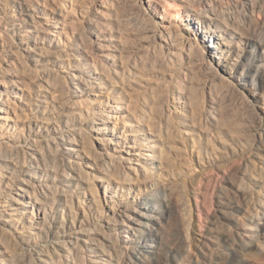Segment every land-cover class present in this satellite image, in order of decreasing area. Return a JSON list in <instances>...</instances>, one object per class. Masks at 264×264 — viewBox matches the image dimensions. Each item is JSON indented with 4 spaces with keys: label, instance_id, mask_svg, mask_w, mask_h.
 <instances>
[{
    "label": "rangeland",
    "instance_id": "1",
    "mask_svg": "<svg viewBox=\"0 0 264 264\" xmlns=\"http://www.w3.org/2000/svg\"><path fill=\"white\" fill-rule=\"evenodd\" d=\"M131 1L135 4L138 2L136 4L138 11L141 9V5L145 6L144 13L141 12L146 15L147 20L133 19L132 16H128L129 11L124 12L123 7L130 9V0H49L51 4L58 7V10H63L71 25L68 37L65 34L61 35V45L64 41H73L74 34L77 32H84L86 39L92 41V44L89 45L92 51L93 46H97L99 43L109 44V52L119 53L121 47L124 48V55H128L127 70L134 73L124 81L116 74L117 79L113 86L123 94L128 93L131 107L140 106L142 111H146L147 116L155 106L154 113L157 122L155 134L159 135L161 130V135L167 136L170 141L164 146L158 144L157 152H154L153 156L154 169L152 173H148L146 170V163L150 161L147 154L150 151L144 150L140 146V142L146 135H131L124 138L121 125L113 131L108 126V121H104L100 116V114H104L103 108L108 109V106L115 103L112 99L99 96L101 98L98 100H101L97 104L92 102L80 104L78 102L83 92L81 93V89L74 83L69 73L77 72L78 67L83 70L86 66L88 59L86 49L77 47L80 53L76 55L78 51L75 52L74 47H71L72 52L69 54L73 57L66 55V51H60L59 53L62 52L61 54L66 56L63 61L60 60V63L56 64L59 54L55 52L56 49L51 54L46 51L38 53V58L35 60L26 57L22 51H17L18 43H20V39L17 37L15 42L11 41L14 48L12 51L14 54L16 53L15 55L10 50L8 52L7 48L1 50L0 45L1 90L8 86L16 88L14 81L24 74L31 75L34 82H42L44 86L42 89L44 93L39 94L35 91L33 97L26 99L27 102L29 101V106L25 105V109L20 111L21 113L28 111L30 115L37 112L39 122H47V117H52L50 123H45L48 125L46 131L44 128H35V137H38L39 140L36 147L42 150L43 146L44 151L51 153L53 157L54 167L48 171L52 177L48 178L46 174L44 182L54 183L56 181L60 185L66 184L67 188L72 187L74 190L71 196L74 204L65 206L64 211L61 207L56 209L59 221L57 225L60 226L59 224H62L60 221H62V229L67 230L61 234L60 241L58 239L49 243L46 242V239H39L38 242L31 241L29 245H26L27 251L23 253L14 240L25 232L21 227L23 219L14 220V227L7 226L11 232L9 234V260L11 261L15 255L18 257L9 264H48L46 259L54 255L57 258L69 259L70 264H102L91 261L95 260V256L88 245L105 249L110 243L105 237L114 238L119 243H132V241H128L127 235L136 239L134 233L127 228L118 230L114 228L113 224L116 219L122 218L125 211H127V216L136 217L142 209L141 199L145 196H147L146 201H150L153 205V213L156 216L152 227L153 233L150 236L151 242L156 245L155 252L143 255L141 258L127 254H113L111 257L105 256L106 264H264V130L262 134L252 130L254 117L251 113V106H248L250 100L254 101L255 97L252 93L256 90L261 93V96L257 95L259 99L254 104L258 109L264 107V82L256 87L259 80L251 85L252 79H249V84L245 86L242 83L245 80L235 77L228 66L225 67L227 71L221 68L222 65H219L212 56L214 49L208 47L206 41L201 37L204 34L202 31L209 26L208 21L203 23L206 17H201L202 21L199 23L188 20L191 16H186L188 21L185 23L172 21L165 13H162V9L155 11L148 0ZM198 1L203 4L202 7L206 6V10L212 7L221 18H226L228 15L227 20L235 24L234 30L245 32L244 39L256 32L255 35L259 36L260 34L264 40V0H254L262 6V19L258 16L257 18L256 15L252 17L246 6L244 7L242 0H239V3L238 0ZM11 2L12 0H9L6 3ZM43 8L42 2L36 4L37 11L42 12ZM49 8L52 7L49 6ZM199 8L200 6L197 5L195 10ZM61 10L59 11L61 12ZM93 25H97L98 30H94ZM74 26L76 29L73 31L72 27ZM143 27L147 28L142 29ZM177 27L182 32L179 37L183 39H178L179 41L177 40L176 43L179 44L180 40L184 42L185 49L183 46L181 48L184 56L179 60H171V38L168 36V32L171 29L176 30ZM188 37L197 42L194 47L203 49L204 56L202 58L197 56L195 62L188 57L190 49ZM116 44L119 46L117 49ZM246 46L247 50L252 48L243 42L240 52L242 50L245 52ZM62 47L64 50L67 49L66 46ZM234 50H237V47ZM16 55L17 58L14 57ZM74 55L79 56L78 59H75ZM233 55L234 58H238L235 53ZM225 62L226 60L223 59L222 63ZM230 62L233 64L234 60ZM119 63H121L120 60ZM8 65L12 66L9 73L3 70V67ZM58 69L67 76V80L60 79L57 83L59 87L53 95L58 96L60 101L55 103L57 107L54 109L53 103H50L53 96L50 94L47 81L54 80ZM119 70L122 72L123 68L119 67ZM196 73L198 74L196 75ZM122 83H126V85H122ZM227 88L228 90H226ZM13 89L12 98L15 94ZM113 94L118 97L121 95V93ZM44 95H47V103L41 101L45 98ZM93 97L98 98V96ZM14 99L16 100V98ZM19 103L22 102L19 101ZM124 103L125 101H122L120 105L125 107ZM10 106L13 108L15 105L10 104L9 108H11ZM176 106L179 107L178 110H176ZM11 112L13 111L11 110ZM171 112L183 115L187 127L185 128L186 136L178 137L173 145H171ZM126 113L118 114L124 116ZM0 115H4V113L0 112ZM27 120H31L29 116L22 118L23 122H27ZM10 123L12 122L9 121ZM101 126L107 127L104 133L93 131L94 128ZM235 126L241 130L239 135H235L236 132L233 133ZM74 128L83 131L81 134H75L85 146L79 150V155L71 150L74 144L66 142L68 134L73 133L72 129ZM55 129L57 131H54ZM6 131V129L4 131L2 128L0 129V142L2 139L12 143L20 140V137L15 138L10 131ZM172 131L178 134V128H174ZM29 132V129L26 128V133ZM61 132H65L66 135L62 136ZM19 134H23V131ZM46 137L49 140L46 141ZM53 137L56 138L55 141L50 140ZM100 137L105 140H98L97 138ZM238 137L241 138L239 142ZM242 138L244 141L241 143ZM109 139H112V142ZM164 139L162 138L161 141ZM235 140L237 142H234ZM48 141L50 147L47 145ZM164 148L166 150L163 153L166 157L168 156V159L162 157L161 151ZM9 153L13 155L14 159L17 158L21 163H25L23 150L18 153L9 147ZM113 155L123 157L117 163L124 173L130 171L134 180H118L107 176L105 167L106 164H109L107 160ZM74 162L81 163V165H75L84 169V174L81 176H78L76 170L71 168ZM89 163L92 164L89 165ZM42 166L44 168V165ZM26 169L21 166L22 172L19 173L18 179L28 177L26 174L30 171H24ZM54 169L55 171H53ZM65 169L70 171L69 175L64 172ZM44 172L46 171L44 170ZM105 184L108 185L107 191ZM245 184L246 186H244ZM13 190V194L16 195L17 187L15 186ZM135 193L138 194V197H134ZM1 197L3 199V196H0V199ZM80 199L82 203H80ZM4 200L6 202H3L2 214L4 219H10V214L15 212L14 208L21 205H11L10 197L9 200ZM29 200L30 198H25V201ZM171 200L172 202H170ZM23 224L28 226L26 215ZM2 225L0 218V226ZM70 228L72 230H68ZM36 231L33 229L32 232ZM157 232L158 234H156ZM147 233L149 234L148 231ZM65 239H67L68 245L64 243ZM47 244L52 246V251L42 253L39 249L46 247ZM62 245L67 250L62 248ZM54 246L58 248L55 250ZM0 249H3L1 245ZM107 249H109L108 253L114 250L110 244ZM83 252H87L84 259L86 263L82 260Z\"/></svg>",
    "mask_w": 264,
    "mask_h": 264
},
{
    "label": "bare ground",
    "instance_id": "2",
    "mask_svg": "<svg viewBox=\"0 0 264 264\" xmlns=\"http://www.w3.org/2000/svg\"><path fill=\"white\" fill-rule=\"evenodd\" d=\"M7 1H9V0H0V45L2 47L1 50H5L6 48H7L8 52H9V50L10 51L14 50L11 41L15 42L17 40V38L20 39V43H18L19 47H18L17 51H22V53L26 57L34 58L35 60L38 58V53H41L43 51H46V53L48 52L51 54L52 51H54V49H56V51H55L56 53H59L60 51H62V52L66 51L67 52L66 55L71 56V54H69V52H72L71 47H74L75 52L78 51L77 47L79 49L82 47L84 50L86 49V53H87V57H88L86 64H85L86 66H84L83 70H81V68L78 67L77 72H73V73L70 72L69 73V75L73 78L74 83L77 84L78 88L81 89L80 90L81 93L83 92V95L82 94L80 95L81 98L78 100V102L80 104L91 103V102L93 104H97L101 100V99L98 100L99 98H101L99 96H102V98L104 96H106V97H108V99L109 98L112 99L115 103L111 106H108L109 107L108 109L103 108L104 114H100V116H102L104 121H108V123H109L108 126L110 128H112L113 131H115L117 129V127H119V125H121L124 138H128L131 135L132 136L142 135V134L146 135L143 138V140L140 142V146L142 148H144V150L150 151L149 154H147L148 160H150V161H148L146 163V166H147L146 170L148 173H152L153 172L152 170L154 169V165H153L154 164V161H153L154 160V158H153L154 152H157V147L159 145L164 146V145H166L167 142H170V141H169V138L167 136L163 135L164 136L163 137L161 135V130L159 132V135L155 134V130H156V126H157L155 113H154L155 106H154V108H152L153 111L150 113V115L147 116L146 111H142L143 109H140V106H132L131 107L130 101H129L130 95L128 93L123 94V92H120L118 89H115V87L113 86V84L116 83L117 77L120 76L122 78V80L124 81V80H126V78L128 76L129 77L133 76V73H134V72H129L127 70L126 66H128V63H127L126 59L128 58V55L127 54L124 55V48L121 47L119 53L109 52L108 51V48H110L109 44L106 45L107 43L106 44L99 43V44H97V46H93V48H94V49L92 48L94 51L93 52L89 46L90 44H92V41H89L88 39H86L84 32H77L76 34H74L73 41L70 40V42H69L67 40V41L63 42V45H61L60 44L61 35L65 34L67 36L69 34V30L71 29L70 28L71 25L69 24L67 17L63 13V10L59 9V10H61V12H60L58 10V7L51 4L49 2V0H37V1H35V0H12L11 3H6ZM36 2L38 4L40 2H42L44 4V8L42 9V12H39L35 9L36 4H37ZM148 2L150 4V6L155 11H159L160 9H162V11H163L162 13H165L172 21H183L185 23L188 20H190V21L194 20L195 22L199 23L202 21L201 17H206V18H204L203 23H206L208 21L209 26L205 30L202 31L204 34L201 37H203V39L206 41V44H208V47H212L214 49V50H212V56L214 57V60L218 61L219 65L224 66V67L221 66V68L223 70L227 71V68L225 69V67L228 66V68H230L232 70V72L234 73L235 77L242 78L243 80H245L242 82L243 84H245V86L249 84L248 83L249 79H252L251 85H254L255 81H258V80L259 81L256 83V87L262 85V82H264V72H263V69H264V40L262 39V37H260V34L258 36V35H255L256 32H254L250 37H246L244 39L245 32L243 30H239V31L236 30L235 31L234 30L235 24L230 23L227 20L228 19L227 14H226L227 15L226 18H221V16L212 7L209 8V10H206V6L202 7L203 4L201 2H199L198 0H148ZM242 2H243L244 7L246 6V9L249 11V13L252 17H255V15H256V17L258 16V17H260V19H262V17H261L262 6L260 5V3L258 4V2L256 3L254 0H242ZM238 3H239V0H238ZM136 4L130 0V5L128 4L130 9L128 10V7H123L124 12L129 11L127 14H128V16H132L133 19L140 18V19H143L144 21L147 20L145 18L146 15L143 14L144 10H145V6L141 5V9L138 11L137 10L138 7H136ZM197 5H199L200 8L198 10H195L197 8ZM262 5H263V3H262ZM49 6L52 8H49ZM193 10H194V12H193ZM145 12H147V11H145ZM222 13H223V11H222ZM185 14H187V15H185ZM186 16H191V17H189L187 20ZM230 18H232V17H230ZM213 22L215 24H212ZM117 26H119V25L117 24ZM92 28L94 30H98L97 25H93ZM144 28H147V27H143L142 29H144ZM72 29L74 31L76 29L75 26L72 27ZM181 33L182 32L180 30H178V27L176 30L171 29L168 32V36L171 38V43H170V45H171V60H179L180 58H182L184 56L183 50L181 48L183 46L185 49V44L183 41L181 42V40L183 38L181 37L182 38L181 39L179 37ZM197 35H198V33H197ZM144 36H145V34H144ZM168 36H166V37H168ZM150 37L152 38V35ZM178 39H181L180 42H178L179 44L176 43ZM188 39H189V37H188ZM188 39H186V40H188ZM189 40H190V41H188L190 44V49L188 50L189 59L194 61V60H196L197 56H198V58H202L204 56L202 54L203 49H201V48L198 49V48L194 47V45L197 44L195 39H189ZM195 42H196V44H195ZM243 42L246 45L252 46V48L250 50H247V46H246V51L243 52V50H242V52H240L241 51L240 46ZM62 46H66L67 49H65V50L62 49L63 48ZM115 47L117 49V47H119V46H117V44H116ZM235 47H237V50H234ZM204 48H205V46H204ZM61 53L58 54V60L56 61V64H59L60 60L63 61L64 57L66 56L65 54H61ZM78 53H80V51H78L76 53V55ZM233 53H235L236 56H238V58H234ZM12 54L15 55L16 53L14 54V52L12 51ZM27 54H29V55H27ZM76 55H74V57H75V59H78L79 56H76ZM199 56H201V57H199ZM14 57L17 58V55ZM71 57H73V56H71ZM223 59L226 60L225 63H222ZM119 60L121 63H119ZM231 60H234L233 64H231V62H230ZM147 61H149V60H147ZM230 65H232L233 67H231ZM119 67L123 68L122 72H120ZM48 68H49V66H48ZM142 68H143V66H142ZM86 69H88V70H86ZM3 70H5V72L9 73V70L10 71L12 70V66H10V65L5 66V67H3ZM139 70H141V69H139ZM57 72L58 73L56 74V77L54 78V80L49 79V81H47L48 86L50 87V94L53 96V100L50 103L51 104L53 103L52 105H53L54 109H56V107H57L55 103L60 101L58 99V96L53 95V93H55L58 90L57 88L59 86L57 83H59L60 79L61 80H67V76L63 75L60 69H58ZM116 74L118 75L117 77H116ZM197 74L198 73H196V75ZM18 78L19 79H17V80L15 79L16 81H14V83L16 84V88L15 87L9 88V86H8L2 90L0 89V112L4 113V115H0V129L2 128L3 131H4V129H6L7 130L6 132L10 131L11 135H14L15 138L20 137V140H18L17 142H14V143H12L11 141H6L5 139H2V141L0 142V196H3V199H2V197L0 199V218H1V221L3 223V225L0 226L1 227L0 228V245L3 248V249H0V264H9V262H14L18 258L17 255H15L12 258V260L10 261L9 257H8L9 256V236H10L9 234H11V232L7 229L8 228L7 226L10 225L11 227H14V225H15L14 220L23 219L22 223L21 222H19V223H21V227L25 232L22 234V236H20V237L17 236L16 239L14 238V240H15V244L20 248L21 252L25 253L27 251L26 245H29V243L31 241L38 242L39 239H46L47 243L54 241L55 239H58L60 241L62 238L61 234L63 232H66L67 230L62 229L63 228V225H62L63 222L62 221H60V223H62V224H59L60 226L57 225V223H59V221L57 219L58 216L56 213V209L58 207H61L62 211H64L63 209L65 208V206H69V204H71V205L74 204V200L71 197L73 195L72 192L74 191L72 187L67 188L66 184L60 185L56 181L54 183H50L47 181L44 182V179H45L44 176L46 174H47L48 178L52 177V175H50L48 173V171L51 170L52 167H54L53 160H52L53 157H52L51 153L44 151L43 146H42V150L38 149L39 147H36L37 146L36 143L39 142V140H38V137H35L36 136V133H35L36 129L35 128L36 127H38L39 129L44 128L46 131L48 125H46L45 123H50L52 117H47V119H48L47 122L46 121H44V122L40 121L39 122L37 112L33 113V115H30L28 113V111H25L22 113L20 112L21 110L25 109V107H24L25 105L29 106L28 105L29 101L28 102L26 101L27 97H30V98L33 97V95L35 94V91L39 94L44 93V91L42 90L44 87L43 83L42 82L41 83L40 82H38V83L34 82L32 76L27 75V74L26 75L24 74L23 76H20ZM185 80H186V78H185ZM122 85H126V83H122ZM65 87H67V86H65ZM12 88H14L13 92L15 94L13 97L16 98V100L14 98H12ZM226 90H228V88ZM202 92H201V94H204ZM224 92L226 93V91H224ZM113 93H121V95L118 97L116 94H113ZM237 93H238V91H237ZM252 95L255 97L254 101L250 100L249 104H248V106H251V110H252L251 113H253V117H254V123L252 125V130L262 134V131L264 130V125H263V119H264L263 108L264 107L261 108L262 109L261 110V109H258L257 106L254 104V102L259 99V97H257V95L261 96V93H258L255 90L252 93ZM39 96H41V95H39ZM93 96H98V98L97 97L94 98ZM44 97L45 98H43L41 101L47 103V95H44ZM237 99H239V98H237ZM202 100H203V98H202ZM19 101L22 103H19ZM122 101H125V103H124L125 107L123 105H120V103H122ZM10 104L15 105V106H13V108L10 106L11 108H9ZM121 109H122V111H121ZM123 109H125V110L123 111ZM178 109H179V107L176 106V110H178ZM205 109H207V108H205ZM11 110L13 112H11ZM31 110H33V108H31ZM120 112H124V113L127 112V113L124 114V116H122V115L119 116L118 113H120ZM162 113H164V111H162ZM28 116L30 117L31 120H27V122H23L22 118H24V117L28 118ZM9 121L12 123L9 124ZM134 124H138V125L136 126ZM212 124H215V123H212ZM239 124L240 123H238V125ZM26 128L29 129V131H30L29 133H26ZM77 128L72 129L73 133L70 132V134H68L66 142H68L70 144H74V145H72L74 147H72L71 150L73 152H76V154L79 155V150L85 148V146L83 145V141L78 139L77 136L75 135V134H81L83 132L82 129H77ZM174 128H178V134H176V132L172 131V129H174ZM185 128H187L185 117L181 114H176V113L172 114V112H171V145H173L174 142H176L175 140L178 137L184 138L186 136ZM105 129H107V127L101 126V127L94 128L93 131L97 132V133H104ZM21 131H23V134H19V132H21ZM54 131H57V130L55 129ZM240 131L241 130L239 129L238 126H235L233 128V133L236 132L235 135H239ZM61 134H62V136L66 135L65 132H61ZM48 135H51V134L48 133ZM35 138H37V139H35ZM93 138H94V136H93ZM162 138H165V139L163 141H161ZM97 139L100 141L105 140L101 137L97 138ZM240 139L238 137V142ZM47 140H49V139H47V137H46V141ZM50 140L55 141L56 138L53 137V139H50ZM109 141L112 142V139H109ZM243 141H244V138H242V141H240V142L242 143ZM234 142H237V140H235ZM20 143H21V145H19ZM48 144H49V141H48L47 145ZM9 147L18 153L20 150H23V152L25 153V161H24L25 163H21L17 158L14 159L13 155L11 153H9ZM134 147H135V145H134ZM21 148H24V149H21ZM58 150H60V149H58ZM165 150L166 149L164 148L161 151L162 157L164 159H168V156L166 157L163 153V151L165 152ZM121 151H124V150L121 149ZM94 152H95V150H94ZM145 153H147V152H145ZM122 158L123 157H121V156H114V155L112 158H109L107 160L109 164L108 165L106 164V167H105V169L107 171L106 174L108 177H112V178H115L118 180H125V181L130 180V181H132L133 178L131 177V172L129 171V172L124 173L121 170L120 165H118V163H117L118 160H121ZM137 160H138V158H137ZM79 164L81 165L80 162H74V164L71 165V168L76 170L78 176H81L82 174H84V169L82 170V168L80 169L79 167L75 166V165H79ZM90 164H92V163H89V165ZM42 165H44V168H42L43 167ZM102 165H103V163H102ZM21 166L23 168L24 167L27 168L24 171H26V172L30 171V172H27L28 174H26L28 177H24L23 179L22 178L18 179L19 173L22 172ZM234 167H235V165H234ZM127 168H129V167L127 166ZM44 170L47 173L44 172ZM53 171H55V169ZM64 172L68 175L70 174V171L68 169H65ZM185 185L187 186V184H185ZM15 186L17 187L16 195L13 194L14 193L13 189L15 188ZM244 186H246V184ZM107 187H108V185L105 184L106 191L108 190ZM121 187H123V185H121ZM2 189H4V191H1ZM143 190H144V188H143ZM140 191H141V188H140ZM9 197H10V200L12 199L11 205L18 204L21 206H19L18 208H14L15 212H12L10 214V219L9 218L4 219L3 214H2L3 212L1 209L3 206V202H6L4 199L9 200ZM27 197L30 198V200L28 202L25 201V198H27ZM134 197H138V194H136ZM122 199H123V196H122ZM146 199H147V196H145L143 199H141L140 206L142 209L138 212V215L136 217L132 218L131 216H127V211H125L124 215L122 214L123 216L121 219H116V216L114 217L116 219L115 220L116 222H114V224H113V226H115L114 228H116L118 230L121 228H125V229L127 228L134 233V235L136 236V239L128 234L127 239H128V241H132V243H124V242L119 243L118 240L115 241L114 238L109 239V238L105 237V239H107V241H110V243H109L110 246L112 245L114 248V250L112 252L110 251L109 253H108L109 249H107L109 244L107 245V247H105V249L99 248L98 246L88 245L89 249H91L90 251L94 252L93 254L95 256V260H91L92 262L106 264L107 262H105V259H106L105 256L111 257V255H113V254H116V255L117 254L118 255L127 254L130 256L137 257V258H141V256H143V255H146L148 253L153 254L155 252L156 245L151 242L152 240H150V236L153 233L152 227H153V222H154V219L156 218V216L153 213V205L150 203V201H148V200L146 201ZM170 202H172V200ZM80 203H82L81 199H80ZM5 212L8 213L7 211H5ZM25 215H26V221L28 220V226L26 224H23ZM110 224H111V222H110ZM70 227H71V224H70ZM33 229H35L37 231L32 232ZM68 230H72V228H70ZM147 231L149 232V234L147 233ZM156 234H158V232ZM64 243L66 245L69 244L67 239H65ZM123 243L125 244L124 246L122 245ZM63 246L64 245H62V248L67 250V248H65ZM54 248L56 250V248H58V247L54 246ZM191 248H192V246H191ZM191 248H190V250H191ZM70 249H72L71 246H70ZM1 250H4V251H1ZM39 250L42 253H45V252L49 253L52 251V246H49L47 244L46 247H42V249H39ZM68 252L71 253V251H68ZM86 254H87V252H83L82 260L85 259ZM80 259H81V257H80ZM46 263H48V264H70L69 259H63L62 257L57 258L55 255L52 257H48L46 259ZM85 263H86V261H85Z\"/></svg>",
    "mask_w": 264,
    "mask_h": 264
}]
</instances>
